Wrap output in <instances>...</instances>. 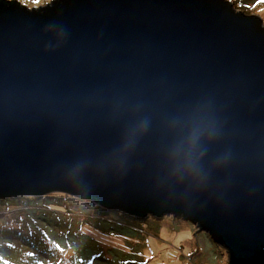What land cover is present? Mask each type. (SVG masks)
Masks as SVG:
<instances>
[{
	"label": "water",
	"instance_id": "obj_1",
	"mask_svg": "<svg viewBox=\"0 0 264 264\" xmlns=\"http://www.w3.org/2000/svg\"><path fill=\"white\" fill-rule=\"evenodd\" d=\"M171 215L264 264V24L226 0H0V199Z\"/></svg>",
	"mask_w": 264,
	"mask_h": 264
},
{
	"label": "rangeland",
	"instance_id": "obj_2",
	"mask_svg": "<svg viewBox=\"0 0 264 264\" xmlns=\"http://www.w3.org/2000/svg\"><path fill=\"white\" fill-rule=\"evenodd\" d=\"M51 0H20L39 7ZM261 18L264 0H226ZM136 223V224H135ZM227 264L224 248L171 215L142 220L63 192L0 199V264Z\"/></svg>",
	"mask_w": 264,
	"mask_h": 264
},
{
	"label": "trees",
	"instance_id": "obj_3",
	"mask_svg": "<svg viewBox=\"0 0 264 264\" xmlns=\"http://www.w3.org/2000/svg\"><path fill=\"white\" fill-rule=\"evenodd\" d=\"M136 224V223H135ZM126 264V263H125Z\"/></svg>",
	"mask_w": 264,
	"mask_h": 264
}]
</instances>
